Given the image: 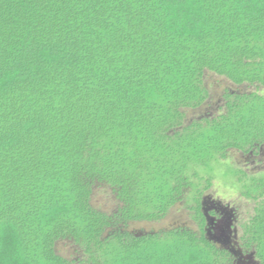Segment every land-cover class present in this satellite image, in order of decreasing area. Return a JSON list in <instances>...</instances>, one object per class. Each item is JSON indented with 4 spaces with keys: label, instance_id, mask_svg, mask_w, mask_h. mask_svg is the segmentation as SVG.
Returning <instances> with one entry per match:
<instances>
[{
    "label": "trees",
    "instance_id": "16d2710c",
    "mask_svg": "<svg viewBox=\"0 0 264 264\" xmlns=\"http://www.w3.org/2000/svg\"><path fill=\"white\" fill-rule=\"evenodd\" d=\"M206 71L255 90L187 120ZM263 147L264 0H0V264H233L204 191L230 150ZM233 174L255 202L240 246L264 264V177ZM180 202L196 230L130 229Z\"/></svg>",
    "mask_w": 264,
    "mask_h": 264
},
{
    "label": "rangeland",
    "instance_id": "374dc122",
    "mask_svg": "<svg viewBox=\"0 0 264 264\" xmlns=\"http://www.w3.org/2000/svg\"><path fill=\"white\" fill-rule=\"evenodd\" d=\"M203 81L208 90L209 98L199 109L188 110L187 120L206 113H216L222 105L221 96L226 89L232 91L255 90L253 86H236L226 78L208 71L204 73ZM234 169L243 170L250 175L264 177V147L260 153L254 155H246L236 150H230L226 159L213 165L211 186L208 190L204 191L206 202L209 204L210 202L218 204V206L224 207V210L230 213L229 224L235 230L232 234L236 237L231 239H237V242L240 244L239 239L242 235V226L253 214L255 202L241 194L240 187L242 182L239 181L241 175H234ZM91 204L93 207L108 213L113 211L117 206L111 190L102 185H97L93 188ZM187 205L185 202L177 203L163 219L151 222H134L131 223L130 229L136 231H157L160 229L186 226L196 230L197 224L192 219V212L188 210ZM226 214L224 215L226 216ZM56 252L66 258H72L74 256V249L67 241L57 242Z\"/></svg>",
    "mask_w": 264,
    "mask_h": 264
},
{
    "label": "flooded vegetation",
    "instance_id": "af4514ba",
    "mask_svg": "<svg viewBox=\"0 0 264 264\" xmlns=\"http://www.w3.org/2000/svg\"><path fill=\"white\" fill-rule=\"evenodd\" d=\"M206 205L205 210L213 212V214L207 216V235L210 240L216 243L219 247L226 249L233 256V264H254L252 257L243 252L242 247L234 239L232 233L235 232L232 226H230V213L224 210V207L218 206V204L206 201L203 202ZM227 213V214H226ZM226 214V216L224 215ZM231 235V236H230ZM236 238V237H235Z\"/></svg>",
    "mask_w": 264,
    "mask_h": 264
}]
</instances>
